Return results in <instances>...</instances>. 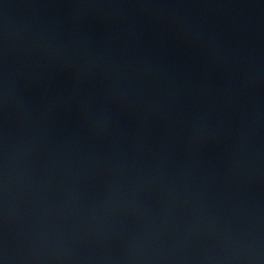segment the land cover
<instances>
[{
    "label": "water",
    "instance_id": "1",
    "mask_svg": "<svg viewBox=\"0 0 264 264\" xmlns=\"http://www.w3.org/2000/svg\"><path fill=\"white\" fill-rule=\"evenodd\" d=\"M0 264H264V0H0Z\"/></svg>",
    "mask_w": 264,
    "mask_h": 264
}]
</instances>
